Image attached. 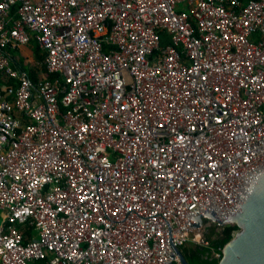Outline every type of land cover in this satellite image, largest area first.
Listing matches in <instances>:
<instances>
[{"label": "built area", "instance_id": "1", "mask_svg": "<svg viewBox=\"0 0 264 264\" xmlns=\"http://www.w3.org/2000/svg\"><path fill=\"white\" fill-rule=\"evenodd\" d=\"M0 70V264L180 262L264 171V0H0Z\"/></svg>", "mask_w": 264, "mask_h": 264}, {"label": "water", "instance_id": "2", "mask_svg": "<svg viewBox=\"0 0 264 264\" xmlns=\"http://www.w3.org/2000/svg\"><path fill=\"white\" fill-rule=\"evenodd\" d=\"M239 211L220 220L215 210L204 213L196 207L191 227H203L205 217L219 226L237 225L239 230L223 248L219 264H264V171L247 179ZM177 251L180 263L190 264L180 247Z\"/></svg>", "mask_w": 264, "mask_h": 264}, {"label": "trees", "instance_id": "3", "mask_svg": "<svg viewBox=\"0 0 264 264\" xmlns=\"http://www.w3.org/2000/svg\"><path fill=\"white\" fill-rule=\"evenodd\" d=\"M169 42V39L165 40V43ZM15 52L11 51L13 55ZM35 58L42 60L45 58V55L41 54L39 50ZM23 69L29 73L30 79L33 83H36L39 80V75L36 68L39 70V66H36L34 69H30L29 66L22 65ZM46 75L49 78L54 79L55 75L46 71V67H43ZM14 84L16 81L14 79L4 78L2 71L0 70V84L6 82ZM20 229L26 235L34 236L36 231L29 227L28 224L21 225ZM211 230V231H210ZM239 230L237 225H226L218 226L215 230L209 228V233H207L206 240L209 241V245H188V243L181 247L183 253L187 257L190 264H219L220 256H222V251L225 245L230 242L235 233ZM220 254V256H218ZM48 259H36L33 264H48ZM174 264H181L180 262Z\"/></svg>", "mask_w": 264, "mask_h": 264}, {"label": "crops", "instance_id": "4", "mask_svg": "<svg viewBox=\"0 0 264 264\" xmlns=\"http://www.w3.org/2000/svg\"><path fill=\"white\" fill-rule=\"evenodd\" d=\"M38 50L39 52H41V54L45 55L46 58V52L43 50V48L41 47V45L37 40H33L31 45L29 46H22L15 49L10 48L8 51L10 54L11 51L15 52L13 55L11 54L14 59L15 67L19 68L20 70L26 71L23 69L22 65L29 66L30 69H34L36 66H39L40 62L45 60V58L42 60H38L35 58V55H37ZM4 83L7 84V81Z\"/></svg>", "mask_w": 264, "mask_h": 264}, {"label": "rangeland", "instance_id": "5", "mask_svg": "<svg viewBox=\"0 0 264 264\" xmlns=\"http://www.w3.org/2000/svg\"><path fill=\"white\" fill-rule=\"evenodd\" d=\"M5 221V218L2 214V211L0 209V224H3ZM212 228V230H215V228H217L219 226L218 223H215L213 222L211 225H210ZM209 229V223L205 224V226L199 230L197 233V236L199 238H196L195 236L193 237V239H191V241L188 242V245H192V246H196V245H204V243L202 242L204 239H206V236H207V233H209V230L207 231L206 229ZM211 231V230H210ZM196 238V239H195Z\"/></svg>", "mask_w": 264, "mask_h": 264}, {"label": "flooded vegetation", "instance_id": "6", "mask_svg": "<svg viewBox=\"0 0 264 264\" xmlns=\"http://www.w3.org/2000/svg\"><path fill=\"white\" fill-rule=\"evenodd\" d=\"M211 224H212V222H211ZM211 224H210V225H211ZM210 227H211V226H209V228H210ZM206 230L208 231L209 229L207 228Z\"/></svg>", "mask_w": 264, "mask_h": 264}]
</instances>
